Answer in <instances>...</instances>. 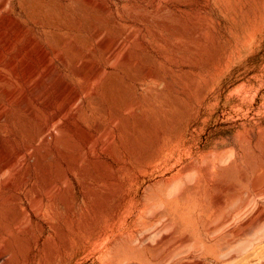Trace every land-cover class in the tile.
<instances>
[{"label": "rangeland", "instance_id": "1", "mask_svg": "<svg viewBox=\"0 0 264 264\" xmlns=\"http://www.w3.org/2000/svg\"><path fill=\"white\" fill-rule=\"evenodd\" d=\"M7 2L0 21L3 15L12 16L6 20L15 22L8 26L34 28L56 56L62 51L57 72L64 78L91 82V71L81 76L77 65L103 64L95 42L101 33L108 39L117 37V27L130 31V57H123L124 49L114 55L104 74L113 82L106 88L104 75L96 77L80 111V122L97 143L112 136L115 153L102 158L119 180L120 197L114 202L104 194L116 187L112 180L106 184L104 167L78 156L77 145L83 144L85 134L78 133L76 123L78 130L69 146L76 145L69 147L65 163L74 168L73 204L46 187L45 178L57 176L50 165L61 141L48 137L43 144L32 137L47 109L36 106L30 122L23 123L16 108L17 92H7L9 84L10 91H16V78L7 70L1 73L0 152L5 155L1 153L0 160L24 143L35 151L29 159L30 184L22 189L16 211L19 230L13 229L18 223L12 218L13 205L0 199V252L5 253L0 264H18L17 260L20 264H264V0ZM58 35L63 39L57 40ZM138 43L142 48H135ZM150 146L158 149L155 159L160 164L155 167L137 160ZM45 148L50 155L41 169L37 158ZM220 155L235 160L225 203L200 214L169 195L175 182L192 179L189 167L196 160ZM19 178L20 174L15 176L12 185ZM36 190L44 195L42 203L34 202ZM144 203L151 205L147 210L152 214L137 218ZM23 214L30 216L29 230L22 223ZM159 229L167 236L163 242H158ZM16 238L31 245L27 259Z\"/></svg>", "mask_w": 264, "mask_h": 264}, {"label": "bare ground", "instance_id": "2", "mask_svg": "<svg viewBox=\"0 0 264 264\" xmlns=\"http://www.w3.org/2000/svg\"><path fill=\"white\" fill-rule=\"evenodd\" d=\"M7 1L8 0H0V15H2L3 12L7 11V3H9ZM172 1H176V0H172ZM34 3H35V1H34ZM34 5H36V4H34ZM100 6H102V4H100ZM34 9L35 8H33L32 10H34ZM4 16H6V17H4ZM3 17L5 20L2 18V21H0V84L3 82L2 81L3 77L1 75L2 72L7 70L10 73L14 74V77L16 78V84H17L16 91H10L11 85L9 84V86L6 85L8 90H9L7 92L9 94L17 92V94H18V106L16 108L18 110V116H19L20 120L23 121V123L26 122V124H28L27 122H30V118H31L30 115L36 112V106L43 107V108L47 109V112L44 116L45 121L43 120L44 121L43 122L40 120L39 123H36L37 130L35 132H33L31 130L33 132L32 135L34 134L32 137L39 139L43 144L48 140V137H51V138L53 137L56 142L61 141V144L59 146L57 145L55 158L53 157V159H54L53 164L50 165L56 170L57 176H56L55 180H52V179L49 180V178H45L46 187L49 190L59 194L60 198L62 199L63 202L73 204V196L75 193V186L73 184V178H74V171L73 170H74V168L72 170L71 168H69V166H65L66 165L65 163H67V161H68V155H69V150H70L69 147L75 148V145H76L74 143V145L69 146V141L74 140V138H73L74 136L72 134L76 130H78V127L75 128L76 125L74 123H76V124L80 125V129L78 130V133L85 134L82 137V141H83L82 143L83 144L77 145V149L79 150L78 156H80L81 158L83 156H85L88 159V161H91L93 163H96L97 165H100L101 167L102 166L104 167L103 170L106 171V172L105 171L104 172L108 174L106 176L108 179L106 181V184L112 183L111 182V180H112L113 181L112 184L116 185L115 188H110L109 190H107L108 187H106L107 191L104 194H105L107 200H109L111 202L117 201V199L120 197V191H121L120 187H119L120 185L118 184L119 180L114 176V174L112 172V168L105 165L106 161L102 158L103 155H106V154L112 155L115 153L116 148H115V145L112 141L113 140L112 136H111V139L108 140L106 143H101V144H99V142L97 143L94 140L93 136L89 135L86 132V128L84 127L83 123L80 122V119H81L80 111H81V106H82L83 100L87 96H89L88 91L89 90L91 91V89H92L91 86L93 83H91V82H94L95 78L98 77L99 75L105 74L106 68L110 64V61L112 60L114 55L116 53H118V51H121V49L122 50L124 49L125 52H124L123 57H125V58L130 57V34H128V33H130V31L125 33L126 30L124 28L117 27L116 30L119 33L117 35V37L108 39V36H105V34L102 35V33H101V35L98 36V38L95 42L94 50L98 51L101 54V57L103 59V64L99 63L100 65L95 64L94 67L87 68V66L82 65V64L87 63L86 61H84V62H81L79 64V66L77 65V68L79 70H78V72L77 71L76 72L81 76L85 73L86 70L91 71V78H90L91 82H85L84 81L82 83H79L78 80H70V79L64 78L63 76H65V75L62 76L59 74L60 72L59 73L57 72L58 71L57 61L62 60V58H61L62 56L59 57L60 53L62 51H60V53L58 52L59 55L56 56L54 53V49L53 50L51 49L52 47L49 48L47 45H45L44 42H42L41 40L38 39V35L35 32L36 30L34 28L33 29L28 28L24 24V25H21L19 27V28H22L21 30L15 29V26H13V27L8 26L10 24H13V22H15V21H13L12 23H9L11 21H8V20H10L9 18H11L12 16L9 17V15L6 14V15H3ZM6 19H8V20H6ZM14 24H16V23H14ZM84 25H86V24H84ZM94 27H97V26H94ZM55 34H57V33H55ZM55 34H54V36H55ZM52 38H53V36H52ZM54 38L56 39V37H54ZM60 38L63 39L61 36H59V38L57 37V40ZM65 41H66V39H65ZM62 42H63V40H62ZM84 43H81V44L83 45ZM58 44H59V42H58ZM92 44H94V43L92 42ZM50 45H52V44H50ZM59 45H61V44H59ZM65 45H67V44H65ZM65 48L68 49L67 47H65ZM135 48H142V44L141 43L135 44ZM74 49H76V48H74ZM70 50L71 49H69V51ZM75 51H77V50H75ZM79 51H80V49H79ZM58 53H56V54H58ZM81 53H83L82 50H81ZM75 55H78V54H75ZM85 55H88V54H85ZM68 57L70 58V56H68ZM89 59L91 61V58H89ZM74 60H76V59H74ZM123 60H124V58H123ZM93 61H95V60H93ZM72 62L77 63V60L72 61ZM64 65H66V64H64ZM87 65H88V63H87ZM72 66H73V64H72ZM128 66H130V65L128 64ZM74 68L76 69V66H74ZM84 79H86V78H84ZM111 82H113L112 76L111 75H104L103 86L108 88L109 84ZM2 85H4V84H2ZM67 91H71V92L68 93ZM128 109H130V108H127V110ZM34 116H36V115H34ZM32 120H33V118H32ZM99 126L100 125L98 124V128L102 127V126H100V127ZM103 128H105V127H102V129ZM143 128H145V127H143ZM103 131H104V129H103ZM36 134L38 135V138H37ZM18 147L11 154L8 153L9 155L7 154V152H8L7 151L6 152L7 156L4 159L0 160V199L4 198L10 204L13 205L12 209H10V210L11 211L14 210L12 212V218L15 217L16 219H17V217H16L17 212L16 211H17V209H19L18 203L20 202V200H21L20 196L22 195L21 191L23 188H25L27 185L30 184V180H31L30 179V177H31L30 166L31 165H29V159L32 156L33 152L35 151V149H33L34 151H31V149L34 146L32 147V145L30 146L29 144H25V143L22 146H18ZM38 150L40 151V149H38ZM39 151H38V153H39ZM157 152H158L157 147L154 148V147L150 146V148H148V149H142L141 153H139L138 156L136 155L137 160L138 159H140L139 161L143 160L144 163H148L147 165H151L154 167L158 166L160 163H159V161H157L155 159V156L158 154ZM190 152H191V150L187 154L190 155ZM1 153L2 152H0V154ZM4 153L5 152H3L2 154H4ZM184 153H186V151ZM48 155H50V149L45 148L43 150L42 154L39 155V157L37 158V159H39V160H37V165L39 162L38 166L41 167V169L44 167V163H46V161L44 162V160L46 159V157ZM33 156H36V155H33ZM69 157H71V156H69ZM69 160H71V159H69ZM84 160H85V158H84ZM34 161H35V159H34ZM71 161L76 162L74 160H71ZM139 163H141V162H139ZM169 163H170V161H169ZM77 164H78V162H77ZM234 164H235V160L232 159V160L228 161V160L224 159L221 155L218 157L216 156L213 158H207V159L201 160L200 162H199V160H196L189 167V169H190L189 171L192 172V174L190 175V176H192V179L188 180L187 183H184V184L178 183L180 181H178L177 183L175 182V184L172 185V187L169 190V195L174 196L176 201L181 206L184 205L187 209L191 208L192 211L196 212V213L198 212L200 214H207L211 208L213 209L214 207H218L221 204L225 203V198H226L227 188H228L227 184H228V180L230 177V168ZM140 165H142V164H140ZM173 166L174 165L168 166L165 168V170H167V171L171 170L173 168ZM23 167H24V171L17 172L19 170V169L17 170V168H23ZM139 167H141V166H139ZM160 168H161V166H160ZM79 170H78V172H79ZM146 170L149 171V169H146ZM19 174H20V178L18 180L19 182H17V184H15V185H12L11 181L15 178V176L18 177ZM179 175L180 174H178V176ZM81 176H83V175H81ZM116 180H118V181H116ZM137 182L138 183L136 185L139 186V184H140L139 179ZM164 183H161V184H164ZM35 186L36 185H34V184L32 185L33 188H36ZM95 190L96 189H93V191H95ZM36 191H37V196L36 195L35 196L37 199H35L34 202H36V200H37V203H42V201L44 199V195L39 190H36ZM51 191H49V193ZM96 191H97V193H99L98 190H96ZM147 191H149V190H147ZM95 193H94V195H95ZM148 194H149V192H148ZM146 195H147V193H146ZM154 195L156 197V193ZM103 196L104 195H102V197ZM172 196H170V197H172ZM95 197H98V196L96 195ZM147 197H148V195H147ZM49 200H50V198H49ZM149 200H150V198H149ZM159 200H161V199H159V198L157 199L158 203H160ZM102 202H99V203H102ZM169 203H168V205H169ZM138 205L139 204H137V206ZM243 205L244 204L240 203V201L238 202V206L240 208H242ZM150 206L151 205H149L148 207H150ZM38 207L39 206H37V209L39 211ZM100 207H102V206H100ZM148 207H147L146 203L142 204V209L139 210V212H138L139 214L137 215V218L141 217L142 219H144L143 217H146L152 211V209L147 210ZM161 207H163V206H161ZM163 208H165V207H163ZM171 208H172V206H171ZM173 208H174V206H173ZM157 209L162 210L161 208H157ZM160 210H157V212ZM165 210L166 209H164L163 210L164 212H162L163 215L166 214ZM38 211H37V214L39 213ZM148 211H150V212H148ZM104 212H106V211H103V213ZM133 212H135V211H133ZM153 213L155 214V212H153ZM151 214H152V212L148 216H151ZM171 215H172V213H171ZM37 216H39V215H37ZM132 216H135V215H132ZM29 217L30 216H28L26 214H23V216L21 217L23 225L27 226L28 230L30 227V223H29L30 218ZM147 221H149V220H147ZM17 222H18V219H17ZM144 223H146V222H144ZM86 225H84L83 228H85ZM75 226H76V224H75ZM20 227H21V224H20V222H18L16 225L13 226V229L15 231H17V230H19ZM161 228H163V227H161ZM75 229L77 230V228H75ZM93 229H95L94 225H93ZM161 231H160V229H159V231H157L159 233V235H158L159 241L157 240L158 242H163V240L165 238H167L166 234L162 233ZM78 235H80V234L78 233ZM64 236H65V234H64ZM16 241H17V243H19L21 245L20 246L21 256L23 258L27 259L29 254H30V251H31V245L28 242H23V241L19 240L18 238H16ZM124 245H126L128 247V242H125ZM115 255L116 254L114 253V256ZM115 257H114V259H115ZM3 259H5V253L0 252V261ZM17 261H18V264H20V261L19 260H17ZM17 261H16V263H17Z\"/></svg>", "mask_w": 264, "mask_h": 264}]
</instances>
